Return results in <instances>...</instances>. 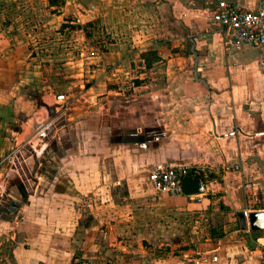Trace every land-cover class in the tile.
Segmentation results:
<instances>
[{
	"label": "crops",
	"instance_id": "1",
	"mask_svg": "<svg viewBox=\"0 0 264 264\" xmlns=\"http://www.w3.org/2000/svg\"><path fill=\"white\" fill-rule=\"evenodd\" d=\"M215 3L0 0V264H264L236 217L264 211V48L231 44ZM169 165L204 192L155 190Z\"/></svg>",
	"mask_w": 264,
	"mask_h": 264
},
{
	"label": "built area",
	"instance_id": "2",
	"mask_svg": "<svg viewBox=\"0 0 264 264\" xmlns=\"http://www.w3.org/2000/svg\"><path fill=\"white\" fill-rule=\"evenodd\" d=\"M211 24L235 46L264 48V7L251 11L227 0H216ZM90 56H94V52H90ZM191 174V168L187 165H169L150 171L148 180L158 192L180 194L182 179ZM90 205L86 203L87 207ZM74 264L93 263L85 257H79Z\"/></svg>",
	"mask_w": 264,
	"mask_h": 264
},
{
	"label": "water",
	"instance_id": "3",
	"mask_svg": "<svg viewBox=\"0 0 264 264\" xmlns=\"http://www.w3.org/2000/svg\"><path fill=\"white\" fill-rule=\"evenodd\" d=\"M180 190L183 195H195L204 192L203 184L196 174L184 177ZM236 217L241 230L248 228L250 231L264 232V211H252L247 214L238 211Z\"/></svg>",
	"mask_w": 264,
	"mask_h": 264
},
{
	"label": "rangeland",
	"instance_id": "4",
	"mask_svg": "<svg viewBox=\"0 0 264 264\" xmlns=\"http://www.w3.org/2000/svg\"><path fill=\"white\" fill-rule=\"evenodd\" d=\"M103 40H106V38H104ZM191 46H190V43L187 45V48H186V50H188L189 48H190ZM84 49V48H83ZM35 51H36V49H35ZM35 51L33 50H31L30 51V53H29V55H28V58L29 57H36V53H35ZM178 52V51H177ZM178 53H182V52H178ZM74 55H76L75 53H74ZM57 76L58 75H56V72L55 71H52L51 73H50V75H49V78H51L50 80H51V82H53V79L52 78H57ZM72 77V74H64L63 75V78L65 79V81H63V82H65L66 83V85L67 86H69L70 85V82H71V80H70V78ZM144 82L146 83H148V82H150V78H145L144 79ZM83 85H84V83H83ZM68 104V103H67ZM66 105V104H65ZM67 106V105H66ZM49 113H50V115L52 116V117H54V118H56V114H54V112L52 111V110H49ZM74 110L72 109V110H70V111H67V113L65 114V116H64V118L62 117V119L60 118V122H65V124H69L70 122H72V120H73V117H74ZM57 119V118H56ZM56 124H58V121H57V123ZM104 124H107V120L104 122ZM73 136H74V133H73V130L71 131V130H67V132L65 133V139H66V141H72V140H74L73 139ZM16 156H17V158H18V160H15V164L17 165V163H19V161L21 162V160L19 159V158H21V157H24L25 159L26 158H28L29 160L27 161V167L29 168V170L30 171H32L33 170V168H34V166H35V160H34V157H33V155H32V153H31V150L27 147V148H25V149H22L20 152H18L17 154H16ZM23 164V163H22ZM18 166V165H17ZM148 174H149V172H147V178H148ZM219 222H221V219H219L218 220V218L216 217L215 218V220L213 221V225H216V227L217 226H219ZM220 226H222V225H220ZM210 227H212V225H211V222H210ZM218 230H222V228L221 229H218ZM217 233H219V231H217V229L215 230L214 229V234H217ZM258 256H260L259 258H262V257H264V253H263V250H261V252L260 253H258L257 254Z\"/></svg>",
	"mask_w": 264,
	"mask_h": 264
},
{
	"label": "bare ground",
	"instance_id": "5",
	"mask_svg": "<svg viewBox=\"0 0 264 264\" xmlns=\"http://www.w3.org/2000/svg\"><path fill=\"white\" fill-rule=\"evenodd\" d=\"M37 114V113H36ZM38 115L39 114H37V116L30 122V125H29V127L33 130L34 128H35V125L37 124L36 122H38ZM41 116V115H40ZM34 132V131H33ZM22 141V140H21ZM37 141V138H35L34 140H33V142L35 143ZM39 141V140H38ZM44 149V148H43Z\"/></svg>",
	"mask_w": 264,
	"mask_h": 264
},
{
	"label": "trees",
	"instance_id": "6",
	"mask_svg": "<svg viewBox=\"0 0 264 264\" xmlns=\"http://www.w3.org/2000/svg\"><path fill=\"white\" fill-rule=\"evenodd\" d=\"M138 83H139V82H136V81H135V84H138Z\"/></svg>",
	"mask_w": 264,
	"mask_h": 264
}]
</instances>
